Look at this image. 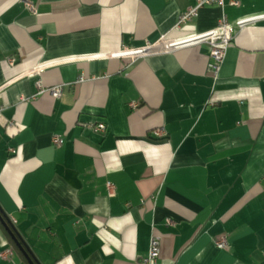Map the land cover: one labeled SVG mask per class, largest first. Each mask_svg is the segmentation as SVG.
Segmentation results:
<instances>
[{
	"label": "crops",
	"instance_id": "0c3cea01",
	"mask_svg": "<svg viewBox=\"0 0 264 264\" xmlns=\"http://www.w3.org/2000/svg\"><path fill=\"white\" fill-rule=\"evenodd\" d=\"M223 1L178 27L198 0H0V207L41 264H137L153 236L157 264H264V20L217 79L219 38L111 57L264 14ZM1 225L0 264H29Z\"/></svg>",
	"mask_w": 264,
	"mask_h": 264
},
{
	"label": "built area",
	"instance_id": "2783aa9c",
	"mask_svg": "<svg viewBox=\"0 0 264 264\" xmlns=\"http://www.w3.org/2000/svg\"><path fill=\"white\" fill-rule=\"evenodd\" d=\"M212 4H219L223 6L224 1L223 0H198L197 6H195L188 12L183 13L180 16L178 27H180L182 24H185L191 21L193 18L198 16V12L200 8L204 7L205 5H212ZM231 4L233 6L241 5L240 2L237 0L232 1ZM26 6L31 12L33 13L36 12V8L32 2L27 1ZM262 20H264V14L242 18L235 23L229 22L227 17L223 16L222 19L220 20V23L217 29L214 31H211L205 34H200L198 36H194L192 38L185 39V40H178V41L164 40L158 44H148L144 48H139V49H132L129 47H125L122 50L114 54H111V57H115L118 59H127L128 62H133V61L135 62L140 58H144L154 53V50L158 49L159 47H162L167 51H172V50H175L187 44L200 43V42H203L209 39L219 38L221 41L219 42V44L213 45V48L210 54L211 62L208 65L209 72L214 76L215 79H217L221 71L222 65L225 61L228 48L233 42V38H234V35L237 29L242 28L248 24L256 23ZM9 63L10 65L14 66L15 60L10 59ZM43 70H44V67H40L35 71V74H39ZM83 80H84V77L82 76L80 77L79 82ZM62 87L63 86H57L55 88H50V89L45 90V89H42L40 85L41 93L49 92L55 98H58L62 95ZM82 126L92 128L95 132H102V133L105 132L107 128L106 124L102 122L96 123V124H82ZM162 132L163 130L157 131L158 134H161ZM52 143L54 147L60 148L64 144L63 136H54L52 139ZM109 188L110 190H113L114 186L112 184H109ZM217 245H218V248L221 250H225L228 247L227 240H225L224 238L220 240L217 243ZM11 255H13V251L11 248H7L6 250L0 253V257L4 259L8 258ZM160 256H161V240L158 236H153L151 240L149 256L145 259L140 260L137 264H157Z\"/></svg>",
	"mask_w": 264,
	"mask_h": 264
},
{
	"label": "water",
	"instance_id": "95a60500",
	"mask_svg": "<svg viewBox=\"0 0 264 264\" xmlns=\"http://www.w3.org/2000/svg\"><path fill=\"white\" fill-rule=\"evenodd\" d=\"M0 222L5 228V230L8 232V234L12 237L16 246L23 253L29 264H41L40 261L35 256V254L32 252L29 245L25 242L22 235L15 227L10 217L6 214V212H4V210H2L1 207H0Z\"/></svg>",
	"mask_w": 264,
	"mask_h": 264
},
{
	"label": "trees",
	"instance_id": "16d2710c",
	"mask_svg": "<svg viewBox=\"0 0 264 264\" xmlns=\"http://www.w3.org/2000/svg\"><path fill=\"white\" fill-rule=\"evenodd\" d=\"M1 228H2V230L4 231V233L6 234V230L4 229V227L1 225ZM7 235V234H6ZM8 236V238H9V240H10V242L12 243V244H14L15 245V242H14V240L11 238V237H9V235H7ZM15 248H16V250L20 253V254H22V256L25 258V256L23 255V253L19 250V248L15 245ZM26 259V258H25ZM26 261H27V259H26ZM28 262V261H27ZM29 263V262H28Z\"/></svg>",
	"mask_w": 264,
	"mask_h": 264
}]
</instances>
